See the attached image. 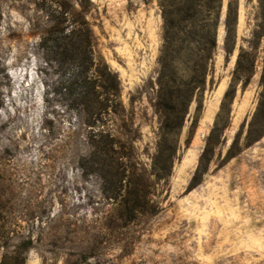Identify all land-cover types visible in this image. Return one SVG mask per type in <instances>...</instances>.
<instances>
[{"label":"rangeland","instance_id":"374dc122","mask_svg":"<svg viewBox=\"0 0 264 264\" xmlns=\"http://www.w3.org/2000/svg\"><path fill=\"white\" fill-rule=\"evenodd\" d=\"M89 1L93 55L123 107L107 127L151 209L123 220L116 176L86 157L68 68L42 61L35 34L54 5L0 0V264H264V4L231 0L226 38L229 0L168 35L159 0ZM241 50L249 72H235Z\"/></svg>","mask_w":264,"mask_h":264},{"label":"trees","instance_id":"16d2710c","mask_svg":"<svg viewBox=\"0 0 264 264\" xmlns=\"http://www.w3.org/2000/svg\"><path fill=\"white\" fill-rule=\"evenodd\" d=\"M260 1L264 4V0ZM48 2L50 6L54 5L52 10L57 14L49 16L41 29L35 33L38 36V45L43 52L42 61L45 64L53 62L68 68V72L61 81V87L71 95V101L77 113L84 116L82 124L86 129V157L95 168L116 176L118 190L116 189L117 192L108 197L116 202L119 216L129 221L137 214L149 212L152 205L149 200V191L139 190L136 180L128 173L124 145L118 142L107 127L111 115L116 114L123 107L119 99L117 76L109 72L105 65L101 66V60L95 59L93 55L92 32L86 19L90 1L48 0ZM221 2L222 0H159L165 33L168 35L174 27L180 26L178 22L182 19H195L196 15L202 11V7L218 11ZM75 3L80 6L78 11L74 9ZM262 11L264 20L263 5ZM235 20L236 9L233 1L229 0L225 16L226 38L231 35ZM260 38L263 41L262 70L259 79L262 92L255 116L260 113V110L264 112V30L260 33ZM205 40L206 43L204 41L202 48L206 50L209 57L214 38L209 34ZM253 62L254 56L241 50L237 56L235 72H249L247 70ZM167 93V100L176 98L171 91ZM163 106H166L167 112L168 110L178 111L176 105ZM125 186L127 190L122 192Z\"/></svg>","mask_w":264,"mask_h":264}]
</instances>
